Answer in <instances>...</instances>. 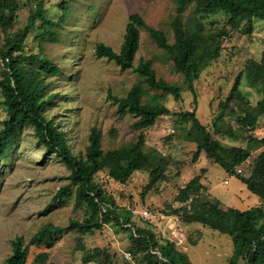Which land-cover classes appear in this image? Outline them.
<instances>
[{"label": "rangeland", "instance_id": "obj_1", "mask_svg": "<svg viewBox=\"0 0 264 264\" xmlns=\"http://www.w3.org/2000/svg\"><path fill=\"white\" fill-rule=\"evenodd\" d=\"M19 1L21 8L12 31L23 28L34 7L33 0ZM47 2L49 17L53 20H58L62 14L58 7L60 3L66 2L70 10L63 29L55 30L60 34L58 42L49 38L42 40L38 36L40 30H35L27 40L33 51L44 50L47 57L65 71V75L55 79L54 92L59 93L57 106L47 112V118L61 121V127L71 134L69 144L75 152L84 151L88 146L93 127L102 132L104 150L136 142L143 134L145 150L160 152L170 161L164 179L145 195L144 189L150 182V173L145 170L135 172L126 183L101 173L99 185L120 207L149 210L152 217L143 219L141 215H134V223L147 226L150 223L144 220L149 219L154 224L151 226L153 231L174 239L192 264H229L234 253L229 235L200 223L185 224L179 220L171 225L168 219L174 217L163 216L169 214L165 212L169 206L173 209L180 207L176 200L180 189L196 176H200L204 187L202 192L211 200H219L240 210L264 205L242 180L230 176L205 153L195 159L197 144L187 138L192 123L182 122L178 116L180 112L195 109L198 119L211 131L218 127L222 132L234 130L240 135L238 139L224 133L216 135L227 146L246 147L249 136L264 138V115L259 117L253 131H247L237 122L242 110L235 100H229L237 79L242 96L251 105L254 106L263 96L261 86H251L246 67L250 60L260 61L264 54V19L254 18L233 29L224 13L202 17L206 34L219 35L222 50L220 57L195 81L194 93L189 90L186 78L175 71L169 55L157 46L147 29H142L134 64L138 66L150 60L158 78L182 88V99L177 101L171 94L150 88L133 69L122 70L115 62L97 57L95 52L100 42L116 51L121 49L129 16L133 13L141 14L149 26L163 30L169 41L174 42L172 21L178 13L176 0ZM192 14V8L186 10L184 20L187 21ZM2 35L0 31V42ZM0 63L1 72V60ZM137 83L142 84L147 92L144 102L156 98L155 103L160 102L171 111L145 129L135 125L138 117L134 114H122L108 95L125 96ZM4 111L0 108V123ZM263 149L260 147L252 152L251 158L238 167V171L250 176L252 160ZM70 185V171L64 161L39 142L33 127H27L8 156L0 158V264L12 253V243L19 238L27 250L25 264H134L130 261L131 256L127 257L132 245L130 231L117 226L105 225L102 230L83 236L70 230L55 235L54 244L35 238L46 225L66 226L72 218L85 220V210L74 206L76 186ZM69 186L73 193L70 200L53 201L62 187ZM173 229L177 231L176 235ZM81 246L85 252L101 250L108 252L109 256L86 263Z\"/></svg>", "mask_w": 264, "mask_h": 264}, {"label": "trees", "instance_id": "obj_2", "mask_svg": "<svg viewBox=\"0 0 264 264\" xmlns=\"http://www.w3.org/2000/svg\"><path fill=\"white\" fill-rule=\"evenodd\" d=\"M33 1L34 7L27 23L23 28L12 31L21 8L20 1L0 0V31L3 34L0 42V60L3 63L0 72V108L5 110L4 119L0 123V158H6L26 128L33 127L39 142L66 164L70 171L71 185L76 186L74 206L84 209L86 214L84 221L72 218L66 226L46 225L35 238L54 244L55 235L70 230H76L83 236L100 231L105 225H113L130 231V261L134 264H192L188 255L177 247L176 241L153 231L151 226L154 224L149 219L144 221H149L151 225L137 226L132 220L134 215L131 210L117 205L114 198L98 183L101 173H105L112 180L126 183L135 172L145 170L150 173V182L143 192L145 195L164 179L170 161L160 152H147L143 134L136 142L104 150L102 132L96 127L89 133L85 150L75 152L69 144L71 134L61 127V121L47 118V112L57 106L59 93L54 92L55 79L65 75V71L52 62L44 50L33 51L27 40L35 30H40L39 38L58 42L60 34L55 30L63 29L70 10L66 2L60 3L58 7L62 14L58 20H53L49 17L47 0ZM176 2L178 13L172 21L174 42L169 41L163 30L149 26L141 14L133 13L129 16L121 49L116 51L112 46L100 42L96 45L95 52L97 57L115 62L122 70L133 69L150 88L171 94L179 101L182 99V88L158 78L150 60L135 66L141 30H148L152 40L173 60L175 71L186 78L189 90L194 93L195 81L220 57L222 50L219 35L206 34L202 17L224 13L228 16L227 23L230 28L238 29L246 21L264 19V0ZM189 8H192L194 14L185 21L184 12ZM246 73L251 86H261L262 98L254 106L251 105L242 96L237 79L229 100H235L242 110L237 116L240 127L253 131L259 117L264 115V54L260 61H249ZM146 93L142 84L137 83L125 96L112 93L108 95L109 100L122 114H134L138 117L135 125L145 129L171 112L160 102L155 103L156 98L144 102ZM178 116L182 122L192 123L187 138L197 144L195 159L205 153L230 176H237L242 180L264 202V149L252 160L250 176H244L237 169L251 158L252 152L264 147V138L249 136L246 147L227 146L216 135L224 133L238 139L240 135L234 130L227 129L222 132L218 127L211 131L198 119L195 109L191 112H180ZM70 186L62 187L53 197V201H64L67 198L70 200L73 194ZM203 188L200 176L192 178L176 197L180 207L173 209L169 206L165 211L169 214L164 215H176L185 224L200 223L229 235L234 245L229 264H264V205L247 210L236 209L219 200L209 199L202 192ZM81 248L86 263L101 256H109L106 251L85 252L84 246ZM26 261L27 250L22 240H14L12 253L3 264H25Z\"/></svg>", "mask_w": 264, "mask_h": 264}, {"label": "built area", "instance_id": "obj_3", "mask_svg": "<svg viewBox=\"0 0 264 264\" xmlns=\"http://www.w3.org/2000/svg\"><path fill=\"white\" fill-rule=\"evenodd\" d=\"M241 170H239V172H240ZM241 173V172H240ZM130 210H131V212H132V214L133 215H141L142 217H144V218H149V217H152L153 215H152V213L149 211V210H143V211H139V210H136V209H133V208H130ZM163 217H174V218H169L168 219V221H171V225L172 224H174V222L175 221H181V217H179V216H177V217H175V216H170V215H164ZM173 228H176L174 225L172 226ZM174 231V233H175V235L177 234V231L175 230V229H173ZM170 239H172V238H170ZM172 240H174V239H172ZM175 241V240H174ZM130 253L129 254H127V257L128 258H130ZM130 260H131V258H130Z\"/></svg>", "mask_w": 264, "mask_h": 264}]
</instances>
